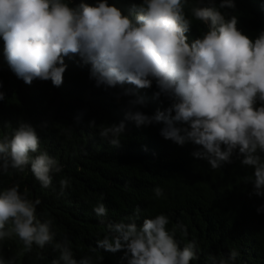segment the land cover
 <instances>
[{
    "label": "clouds",
    "instance_id": "1",
    "mask_svg": "<svg viewBox=\"0 0 264 264\" xmlns=\"http://www.w3.org/2000/svg\"><path fill=\"white\" fill-rule=\"evenodd\" d=\"M186 6L191 17L206 27L192 42L186 35L192 27ZM235 8V0H220L218 6L215 0L207 5L203 0L195 5L189 0H142L131 4L133 18L109 0H0V35L10 68L29 86L34 80H51L54 87H61L68 67L65 57H78V63L90 65L89 78L105 91L126 84L136 90L152 89L155 84L152 98L163 97L170 106L148 115L139 110L145 99L136 96L123 108L125 120L137 127L163 125L160 135L165 140L196 146L191 156L207 161L214 170L232 164L233 157L239 159L241 165L254 169L252 176L245 177L253 184L250 195L264 197V30L254 40L244 34L237 17L221 11ZM113 95L119 101L136 93L127 88ZM5 98L0 90V101ZM95 125V120L90 121V126ZM125 132L121 121L103 127L100 136L119 147ZM39 145L36 128L22 122L11 139L0 138V173L23 172L30 163L41 187L51 188L52 173L61 172L62 166L46 152L30 157ZM68 185L67 178L60 180V195ZM153 191L156 198L164 196L159 186ZM40 203L28 198L27 188L21 193L18 183L0 193V242L15 236L23 245L8 258L0 246V264H17L34 244L41 249L52 245L59 251L52 264H95L89 255L78 262L66 236L53 243L52 221L37 216ZM93 211L98 217L108 215L102 202ZM262 211L264 205L257 209ZM140 214L137 207L121 222H109L107 234L91 251H122L127 264H190L199 259L195 239L181 248L175 238L177 229L187 236L185 225L169 230L170 219L163 213L145 218L141 225ZM238 256L232 249L226 258L209 259L212 264H234Z\"/></svg>",
    "mask_w": 264,
    "mask_h": 264
},
{
    "label": "trees",
    "instance_id": "2",
    "mask_svg": "<svg viewBox=\"0 0 264 264\" xmlns=\"http://www.w3.org/2000/svg\"><path fill=\"white\" fill-rule=\"evenodd\" d=\"M80 0H75L79 3ZM95 3V0H85ZM142 0H109L125 15L135 17L132 3ZM195 5L198 0H189ZM207 5L209 0H203ZM217 6L220 0H215ZM235 9H222L229 18L235 15L238 29L253 40L264 30V0H235ZM192 20L189 42L206 31L202 22ZM5 42L0 35V80L6 98L0 101V138H12L14 130L24 123L32 124L39 135L40 145L35 157L46 152L62 166V171L52 173V187L42 188L34 177L31 165L23 172L9 169L0 173V193L20 185L21 193L28 189V198L39 199V219L52 221L56 233L53 243L68 238L73 257L79 260L92 256L95 264H127L124 253H109L96 247L98 239L107 234L109 222H121L139 207L137 220L167 215L171 230L177 224L187 227V236L177 229L176 239L181 248L195 239L199 244V259L190 264H212L210 256L226 258L232 249L239 252L234 264H264V197L250 195L253 184L246 182L254 169L243 166L233 157L232 164L212 169L207 161L191 156L196 146H179L160 135L163 125L137 127L126 121L123 108L129 99L141 96L145 105L139 110L152 115L157 109L166 110L170 103L163 97L154 100L152 89L136 90L132 85L123 88H97L89 78L90 65L78 63L79 58L65 57L68 65L61 87H54L51 80H34L27 85L10 68L5 57ZM131 88L134 96H121L118 101L113 93ZM259 106V105H257ZM80 117L78 120L77 117ZM95 120L96 125L90 126ZM124 121L126 132L120 137L119 147L101 138L100 131L111 123ZM67 178L68 187L60 195V180ZM159 186L164 196L156 198L153 189ZM108 209L106 217L93 211L98 203ZM103 221V223H102ZM5 258L22 249L18 237L0 242ZM59 258V251L52 245L44 248L33 245L31 252L18 259L17 264H52ZM99 258V259H97Z\"/></svg>",
    "mask_w": 264,
    "mask_h": 264
}]
</instances>
